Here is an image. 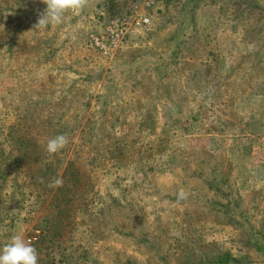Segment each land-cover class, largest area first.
Here are the masks:
<instances>
[{"label": "rangeland", "instance_id": "rangeland-1", "mask_svg": "<svg viewBox=\"0 0 264 264\" xmlns=\"http://www.w3.org/2000/svg\"><path fill=\"white\" fill-rule=\"evenodd\" d=\"M141 3L89 0L34 30L41 0H0V247L22 233L38 264H264V0Z\"/></svg>", "mask_w": 264, "mask_h": 264}, {"label": "clouds", "instance_id": "clouds-1", "mask_svg": "<svg viewBox=\"0 0 264 264\" xmlns=\"http://www.w3.org/2000/svg\"><path fill=\"white\" fill-rule=\"evenodd\" d=\"M46 5V9L38 14L37 22L33 25L34 30H43L49 26H59L63 23L67 12H80L87 7L89 0H41ZM146 23L150 20L146 19ZM69 143L66 134H59L50 138L46 145L49 154H55L62 150ZM44 183V179L40 178ZM63 185L59 177L51 178L47 186L58 188ZM189 193L183 188L177 193V201L186 200ZM0 264H38V252L30 240H26L22 233L12 234L7 242L0 247Z\"/></svg>", "mask_w": 264, "mask_h": 264}, {"label": "built area", "instance_id": "built-area-1", "mask_svg": "<svg viewBox=\"0 0 264 264\" xmlns=\"http://www.w3.org/2000/svg\"><path fill=\"white\" fill-rule=\"evenodd\" d=\"M156 4H157V0H142V3L139 6L146 8V9H151V8L155 7ZM138 7H137V5L133 6V12L134 13H137L136 10L138 9ZM146 19L150 20V18L146 15H138V17L134 16L132 18L134 27H145V26L149 25V23L145 22ZM114 23H115L116 29H118V21H115ZM124 29L125 28L120 29L119 36L123 35ZM119 36L114 37L113 40L114 41L118 40Z\"/></svg>", "mask_w": 264, "mask_h": 264}]
</instances>
